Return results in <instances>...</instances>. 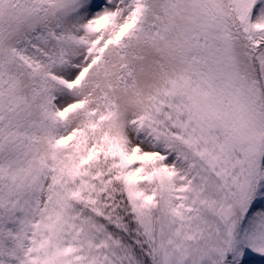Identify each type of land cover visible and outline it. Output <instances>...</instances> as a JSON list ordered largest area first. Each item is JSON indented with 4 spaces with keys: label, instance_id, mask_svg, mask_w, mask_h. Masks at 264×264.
<instances>
[{
    "label": "snow or ice",
    "instance_id": "6c2138e0",
    "mask_svg": "<svg viewBox=\"0 0 264 264\" xmlns=\"http://www.w3.org/2000/svg\"><path fill=\"white\" fill-rule=\"evenodd\" d=\"M0 264H264V0H0Z\"/></svg>",
    "mask_w": 264,
    "mask_h": 264
}]
</instances>
